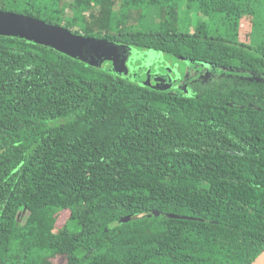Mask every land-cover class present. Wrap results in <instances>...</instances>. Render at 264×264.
<instances>
[{
  "label": "trees",
  "instance_id": "trees-1",
  "mask_svg": "<svg viewBox=\"0 0 264 264\" xmlns=\"http://www.w3.org/2000/svg\"><path fill=\"white\" fill-rule=\"evenodd\" d=\"M5 1L76 34L232 73L189 94L154 91L0 36V264H252L264 251V43L176 23L183 1L255 23L264 0ZM43 2L55 17H42ZM151 7L160 27L130 30ZM113 178L129 187L94 192Z\"/></svg>",
  "mask_w": 264,
  "mask_h": 264
},
{
  "label": "rangeland",
  "instance_id": "rangeland-1",
  "mask_svg": "<svg viewBox=\"0 0 264 264\" xmlns=\"http://www.w3.org/2000/svg\"><path fill=\"white\" fill-rule=\"evenodd\" d=\"M66 2L72 4L73 0H66ZM46 3L43 2L41 7H38L41 9V13H43L42 17L45 15L55 17L58 10L50 6L49 3ZM208 3L209 1L206 5V15L198 5H189L186 1H183L180 5L179 20L176 26L184 32H195V29L201 24H206L208 31L214 35L233 38L246 44L252 43V46L256 48L262 46L261 44L264 43V7L261 10L262 12L258 14L255 23L254 19L250 16L242 19L233 18L227 23L224 19L222 20L219 16L211 13V8ZM4 6L7 7V10L13 12L14 4H7L5 0H0V10ZM25 8L26 6L21 7L22 10ZM65 11V22H69L72 18L73 11L70 7L66 8ZM158 11V7H151L149 11L145 10L144 18H141L139 14L135 13L132 20L134 19L138 24H133L130 30L138 31L140 28H159L160 20ZM73 33L76 34L75 32ZM235 35L237 36L235 37ZM100 45L99 48H101L102 53L111 57V60L104 62L98 57L91 59V61H83L84 63L154 91H171L177 94H189V85L193 82L216 79L232 73L230 70L224 68L188 61L165 53L140 50L135 47L111 42H104ZM77 176L75 175V177ZM92 187L95 193H102L121 187H129V183L126 180L113 178L105 182L97 181ZM39 196L41 200H48L44 194H40ZM67 217L68 214L66 212L62 214L59 226L65 223ZM52 261L53 264H64L66 258L63 255H57Z\"/></svg>",
  "mask_w": 264,
  "mask_h": 264
},
{
  "label": "water",
  "instance_id": "water-1",
  "mask_svg": "<svg viewBox=\"0 0 264 264\" xmlns=\"http://www.w3.org/2000/svg\"><path fill=\"white\" fill-rule=\"evenodd\" d=\"M0 36L20 38L40 44L84 62L98 57L104 62L111 60V57L102 53L101 48H99L101 43L108 42L106 40L77 35L62 26L51 25L42 20L14 12L0 11ZM162 215L163 213L155 211L140 217ZM166 217L168 219H191L171 213L166 214ZM252 264H264V251Z\"/></svg>",
  "mask_w": 264,
  "mask_h": 264
}]
</instances>
